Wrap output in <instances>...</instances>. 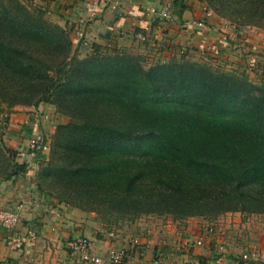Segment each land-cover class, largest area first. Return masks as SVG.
I'll return each instance as SVG.
<instances>
[{"label": "trees", "instance_id": "obj_1", "mask_svg": "<svg viewBox=\"0 0 264 264\" xmlns=\"http://www.w3.org/2000/svg\"><path fill=\"white\" fill-rule=\"evenodd\" d=\"M199 1L264 28V0ZM37 8L0 0V105L53 107L58 124L32 157L41 194L132 218L264 215V84L183 60L143 69L97 45L78 58L84 40ZM16 153L0 138V181L26 171Z\"/></svg>", "mask_w": 264, "mask_h": 264}, {"label": "crops", "instance_id": "obj_2", "mask_svg": "<svg viewBox=\"0 0 264 264\" xmlns=\"http://www.w3.org/2000/svg\"><path fill=\"white\" fill-rule=\"evenodd\" d=\"M33 1L46 9L53 23L68 31L74 46V32L81 30L87 54L93 45H97L106 51L121 50L149 63L178 56V51L183 50L182 56L185 58L204 54L230 69L251 68L257 74V79L258 73L264 70V55L256 49V45L264 41H259L258 35L252 39L251 32L254 31L248 29L234 30L229 27L222 36L217 30L224 22L206 11L196 0H110L101 3L93 16L89 14L90 0ZM111 2L115 3L113 8L110 7ZM166 6L173 17L171 21L164 22L147 13L150 8L161 11ZM197 20L204 21L205 30L199 31L190 26ZM210 26H215L217 30L211 33L207 29ZM48 110L46 107L36 110L31 106H14L13 111L5 115L3 129H0L2 144L17 151V160L27 163L22 175L0 181V210L12 208L21 199L26 200L19 217L20 232L28 235L24 243L8 245V234L0 227V264H83L65 248V242L77 237L87 238L91 245L90 252L97 256H104L110 248H128V237L122 236L121 239L114 232H102L91 221L93 218L59 205L38 191L35 173L39 166L36 159L33 161L28 155L26 140L32 134H40L46 140L47 134L51 133L49 120L52 119L51 115L47 116L50 114ZM219 220L217 223L220 224H216V227L213 225V234L202 232L205 222L202 219L189 218L184 221L185 232L192 230V234L196 232L197 236H189L178 242L174 249L178 252L177 260L171 259L172 254H164L161 245H169L168 241L172 238V244L175 242L174 224L159 227L157 230L160 234L142 227L143 233H153L152 237L144 238L152 242L151 247L141 256L142 259L135 255L139 261L128 264H168L170 261L184 264L189 261L197 263V260L205 261L202 264H249L234 260L245 245L247 249L256 247L260 261L264 262L263 229L253 231L239 213H226ZM246 236L253 242L246 244ZM197 237L203 238L201 248L193 253L182 248L183 241ZM220 243L225 245L222 254L217 252ZM209 247L213 249H204ZM130 254L133 259L134 253L130 251ZM201 256L203 259L198 258Z\"/></svg>", "mask_w": 264, "mask_h": 264}, {"label": "rangeland", "instance_id": "obj_3", "mask_svg": "<svg viewBox=\"0 0 264 264\" xmlns=\"http://www.w3.org/2000/svg\"><path fill=\"white\" fill-rule=\"evenodd\" d=\"M22 1L25 2V3L27 2L29 4H32V5L34 3L33 1L29 2V0H22ZM196 1L206 11H210L212 13V15H214V17L218 18L219 20H221V21H223L225 23H228L229 27H231L232 29H234V30L248 29V31H254V32H251L252 39H255V37H257V35H258L257 39L259 41H260V39H262V42L264 41V28L262 29V27H259V26L256 27V26L237 25L236 23L232 22L231 20H229L227 18H220V17L216 16L208 8L206 3H202L199 0H196ZM34 9L38 10L37 4H35V3H34ZM43 18L46 19L49 22H52V18L50 19V17L47 15L46 12H45V15L43 14ZM253 41H255V40H253ZM81 46L82 47L80 48L79 52H78L79 49H77L76 55H77L78 58H82V57L86 56V54H87V52L85 51L86 50L85 46L84 45H81ZM256 46H257L256 49L258 50V52L264 51V42L260 43V44H258ZM117 52L125 53V52H123L121 50H117ZM135 58H137V61L140 63V65H141V67L143 69H147L148 67L154 65L155 63H167V62H170V60H174V61L178 62L180 60H183V61H187V62L197 63L199 65H205V66L209 67L212 70H218L220 72H222V71H224V72H233L236 75L243 74V75H245L247 80L250 81L253 84H257V85L258 84H264V70L260 71L258 73L259 78L257 79L256 78L257 74H255L253 71H251L250 70L251 68H249V69L248 68L247 69H239L238 67H234V69H230V68H227L226 65H224L222 62H216L215 61L216 62L215 63L213 61V58L209 57L208 55H204V54H200V56L193 55L190 58L189 57L185 58V56H179V55L175 56V55H173L171 58H168V59H165V60H161L160 59L161 61L157 60L156 62H152L151 61L149 63L145 62L144 59H141L140 57L136 56ZM15 106H20V105H15ZM13 107L14 106H12L10 108H7V107H5L4 104L0 105V129H3L4 123H5V120H4L5 115H7V114H9V112L13 111ZM42 107H46L47 109H49L48 111L50 112V114H48L47 116H49V117H50V115L52 116V119L49 120V122H50L49 126H50L51 133L47 134L46 140L44 139L48 143V141L51 140V137H52V135L54 133L55 127L58 124V119L56 118V115L52 113L53 112V107H50L48 105L40 104L39 108L41 109ZM64 121L66 122L67 119H65ZM43 145H44V148H45L43 151H46L47 145L44 144V143H43ZM46 159H47V156H45L41 160L42 162H40V163H42V164L44 163L45 164ZM65 206H67V207H69L71 209L77 210V211L85 214L86 216H89L90 218H93L91 221L93 223H96L97 226L100 227L102 232L103 231L105 233L114 232L116 235H119V237L121 239H122V236L123 237H128V239H127L128 241L132 240V239H136L138 245L137 246H133L131 248V250H130V251H132L134 253L133 259L131 257V261H132L131 263H135L136 261H139V259H142L141 256L144 255L145 252L147 250H149V248L151 247V243L152 242L150 241L151 242L150 243L148 240H146L144 238L152 237L153 233H150V234H148L146 232L143 233L142 227H145V229L149 228V229L153 230V232H156V231H158L157 229L159 227L162 228V226H166V225L170 226V225L174 224V228H173L174 229V234H173V236L175 237V239H174L175 242L172 244V242H171V241H173V238H172V239H170V241H168L170 243L169 245H164V244H161V245H163L162 251H164V254H172L171 259H175V260H177L176 259V255H177L178 252L176 250H174V249H175V246L178 244V242L181 239H187L189 236H194V235L197 236L196 232H194L192 234V230H189L188 232H185L186 231L185 230L186 224L184 223V221H186V220H184V221H174L170 216H151V215H149V216H139V217L132 218V217H127V216L117 215V214H104L103 212H101L100 214L94 213V212H83V211H80V210L74 208V206L70 205V204L69 205H65ZM240 215L248 223V227L252 228L253 231H258L260 229L264 230V215L263 216H261V215H247V214H240ZM196 219H202V218H196ZM219 219H220V216L215 218V219H202V220L205 221L202 224L203 228L206 227V226L213 227V225L216 227V224L217 225H218V223L220 224V222L217 223V221ZM195 227H196V225H195ZM203 228H202V232H203ZM126 231H127V233H126ZM158 234H160V231H158ZM246 239H248V240H245L246 244H250V243L253 242V240L249 239L247 236H246ZM125 240H126V238H125ZM120 244H121V242H120ZM144 244H146V248H144ZM221 246L223 247V249L225 248V245L221 244ZM204 249L205 250H208V249L212 250L213 247L204 248ZM214 249H216V248H214ZM251 249H252V247H251ZM251 249H247L246 245H245V247L244 246L242 247L241 254L242 253H248ZM203 251L204 250H202L201 253H203ZM241 254L237 255V258H234V260L238 261V262H241L240 261V255ZM135 255H138V257H139L138 260H136V256ZM198 258L203 259V256L198 257ZM258 260L260 261V256L259 255H258ZM173 262H177V261H170L168 264H171ZM204 262H200V261L197 260V263H195V262L194 263H190V261H189L188 263H184V264H201V263H204Z\"/></svg>", "mask_w": 264, "mask_h": 264}, {"label": "built area", "instance_id": "obj_4", "mask_svg": "<svg viewBox=\"0 0 264 264\" xmlns=\"http://www.w3.org/2000/svg\"><path fill=\"white\" fill-rule=\"evenodd\" d=\"M110 0H90L89 5V14L94 15L97 11L99 5L101 3H107ZM115 6L114 2H111L110 7L113 8ZM147 13L152 16H157L164 22H168L172 20V16L169 13L168 6L165 7L164 10L156 11L154 8H150L147 10ZM190 26L197 30H205L206 26L204 21L197 20L193 21ZM215 26H210L207 28L211 30V33H214L217 29ZM229 28L228 23H223L220 27H218V32L222 33V36L226 33V30ZM75 42H79L83 40V33L81 30H77L74 32ZM184 54L183 50L178 51V55L182 56ZM264 55V51L261 52ZM27 152L30 157H35L36 152L43 151L44 145L42 144V136L40 134H34L26 140ZM26 200L21 199L18 201L15 206L7 210H0V227L3 228L7 235V244H18L24 243L28 238V235H23L20 232V217L19 212L22 207L26 205ZM30 203V202H29ZM203 233L205 234H213L214 228L211 226H206L203 228ZM138 243L136 239L129 240L128 248L116 249L110 248L106 251L104 256H97L90 252V242L85 237H77L68 240L65 242V248L69 254L76 257L83 264H128L131 263L130 249L133 246H137ZM203 245V238L197 237L195 239L184 241L182 244V248L184 250H189L191 253L194 252L195 249L201 248ZM144 248H146V244H144ZM217 252L223 253V247L218 245ZM240 261L245 263H260L258 260V253L256 247H252V249L248 253H242L240 255ZM171 264H179L178 262H173ZM202 264V263H201Z\"/></svg>", "mask_w": 264, "mask_h": 264}]
</instances>
